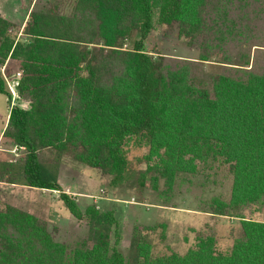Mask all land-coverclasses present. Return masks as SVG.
Instances as JSON below:
<instances>
[{
	"label": "trees",
	"instance_id": "1",
	"mask_svg": "<svg viewBox=\"0 0 264 264\" xmlns=\"http://www.w3.org/2000/svg\"><path fill=\"white\" fill-rule=\"evenodd\" d=\"M75 2L70 14L57 5L32 11L21 36L0 16V64L20 62L18 93L31 106L11 109L2 141L23 153L0 160V183L58 192L74 217L88 219L93 245L69 251L48 222L7 205L0 264H264V222L243 214L264 200V0ZM158 24L177 28L199 59L147 53ZM0 94L11 99L1 77ZM131 142L148 149L146 173L156 188L209 160L230 166L231 199L215 201L211 212L241 220L230 253L200 235L185 255H155L136 231L127 258L115 213L95 205L83 212L61 186L59 167L39 157L54 150L117 183L130 171Z\"/></svg>",
	"mask_w": 264,
	"mask_h": 264
},
{
	"label": "rangeland",
	"instance_id": "2",
	"mask_svg": "<svg viewBox=\"0 0 264 264\" xmlns=\"http://www.w3.org/2000/svg\"><path fill=\"white\" fill-rule=\"evenodd\" d=\"M75 3V0H0V16L14 23V33L19 32L21 36L32 11L57 5L63 13L70 14ZM145 50L156 58L199 59V52L189 47L179 36L178 29L170 30L166 25H156L146 39ZM4 65H7L9 81L13 82L20 71V62L8 59L0 64L1 78ZM206 66L213 72L220 70L219 66ZM7 90L11 94L8 85ZM19 99L17 89L16 96L11 94L10 100ZM20 105L24 107V103ZM8 107L7 97L0 94V132L9 113ZM22 151L9 141H0V160L20 159ZM148 153L146 147L131 142L128 147L130 171L123 181L117 183L112 176L102 175L69 156H60L54 150H42L39 157L43 164L59 167L66 193L76 200L83 212L95 205L103 212L115 213L121 236L118 248L127 258L132 257L136 231H141L152 244L155 255H185L195 248L200 235L213 236L219 254L230 253L243 235L241 220L211 213L215 201L229 203L231 199L233 175L230 166L222 159L209 160L199 164L196 174H180L173 183L159 179L156 188L152 175L146 173ZM59 196L58 192L49 190L0 183V209L11 205L45 220L55 239L66 244L69 251L83 244L91 247L93 240L88 219L74 217ZM243 214L248 219L264 222V200L247 207ZM115 241L114 231L112 244Z\"/></svg>",
	"mask_w": 264,
	"mask_h": 264
},
{
	"label": "crops",
	"instance_id": "3",
	"mask_svg": "<svg viewBox=\"0 0 264 264\" xmlns=\"http://www.w3.org/2000/svg\"><path fill=\"white\" fill-rule=\"evenodd\" d=\"M6 96V95H5ZM7 97V96H6ZM7 103L9 104V113L7 114V118H6V121H5V123L3 124V128H2V131L0 132V141L2 140V136H3V133H4V131H5V129H6V127L8 126V122H9V116H10V112H11V109H12V107L13 106H18V107H20V108H23V109H26V110H29L30 109V103L28 102V101H25V100H23L22 101V99H19V100H9V98L7 97ZM21 103H24V107H22V105H20ZM29 106V107H28ZM59 182H60V184H61V186L63 187V189H64V191L65 190H67V188L65 187V185H63L62 184V182H61V179H60V176H59ZM69 188V187H68ZM35 189V188H34ZM54 192V191H53ZM66 192V191H65Z\"/></svg>",
	"mask_w": 264,
	"mask_h": 264
},
{
	"label": "built area",
	"instance_id": "4",
	"mask_svg": "<svg viewBox=\"0 0 264 264\" xmlns=\"http://www.w3.org/2000/svg\"><path fill=\"white\" fill-rule=\"evenodd\" d=\"M1 71H2V76H3L2 78L5 81V83L9 86L11 94H13V96H16V90L20 86L21 80L23 78V71L20 70L17 73L16 77H14L15 79L13 80V82L9 81V78H8V75H7L8 74L7 73V65H4L1 68ZM13 83H14V86H13ZM15 88H16V90H15Z\"/></svg>",
	"mask_w": 264,
	"mask_h": 264
}]
</instances>
